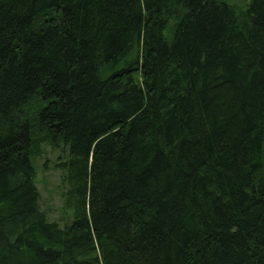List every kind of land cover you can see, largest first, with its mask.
<instances>
[{
  "label": "trees",
  "instance_id": "16d2710c",
  "mask_svg": "<svg viewBox=\"0 0 264 264\" xmlns=\"http://www.w3.org/2000/svg\"><path fill=\"white\" fill-rule=\"evenodd\" d=\"M0 264H264V0H0Z\"/></svg>",
  "mask_w": 264,
  "mask_h": 264
},
{
  "label": "rangeland",
  "instance_id": "374dc122",
  "mask_svg": "<svg viewBox=\"0 0 264 264\" xmlns=\"http://www.w3.org/2000/svg\"><path fill=\"white\" fill-rule=\"evenodd\" d=\"M62 154L61 149H54L49 144H41L40 153L35 161L37 167V187L40 190L42 207L49 213L51 220L59 222H61L60 217L62 216L64 190L62 173L57 168V163ZM60 225L63 227L64 223Z\"/></svg>",
  "mask_w": 264,
  "mask_h": 264
}]
</instances>
